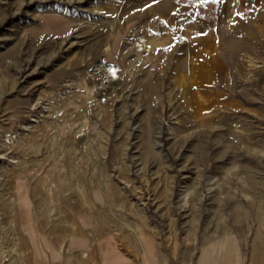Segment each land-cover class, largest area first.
I'll list each match as a JSON object with an SVG mask.
<instances>
[{
	"label": "rangeland",
	"instance_id": "374dc122",
	"mask_svg": "<svg viewBox=\"0 0 264 264\" xmlns=\"http://www.w3.org/2000/svg\"><path fill=\"white\" fill-rule=\"evenodd\" d=\"M138 1L0 0V264L18 202L147 217L171 260L264 264V59L174 89L175 59L136 50Z\"/></svg>",
	"mask_w": 264,
	"mask_h": 264
},
{
	"label": "crops",
	"instance_id": "0c3cea01",
	"mask_svg": "<svg viewBox=\"0 0 264 264\" xmlns=\"http://www.w3.org/2000/svg\"><path fill=\"white\" fill-rule=\"evenodd\" d=\"M124 8L146 53L175 59L167 63L174 89H233L237 59H264V0H139ZM113 216L83 209L67 220L18 202L10 209V264H218L210 254L171 260L147 217Z\"/></svg>",
	"mask_w": 264,
	"mask_h": 264
},
{
	"label": "bare ground",
	"instance_id": "6f19581e",
	"mask_svg": "<svg viewBox=\"0 0 264 264\" xmlns=\"http://www.w3.org/2000/svg\"><path fill=\"white\" fill-rule=\"evenodd\" d=\"M139 45H144V43H143V40H139V43L138 44H136L135 46H136V50H139V48H138V46ZM143 47V46H142ZM113 65H109L107 68H106V70H107V72H108V76L112 79V78H117L118 77V69H117V67H115V66H113Z\"/></svg>",
	"mask_w": 264,
	"mask_h": 264
},
{
	"label": "built area",
	"instance_id": "2783aa9c",
	"mask_svg": "<svg viewBox=\"0 0 264 264\" xmlns=\"http://www.w3.org/2000/svg\"><path fill=\"white\" fill-rule=\"evenodd\" d=\"M113 67V66H112ZM102 100H104V97L102 98Z\"/></svg>",
	"mask_w": 264,
	"mask_h": 264
}]
</instances>
